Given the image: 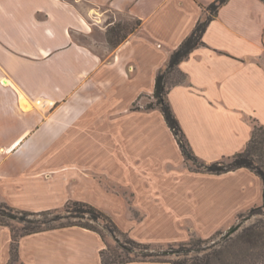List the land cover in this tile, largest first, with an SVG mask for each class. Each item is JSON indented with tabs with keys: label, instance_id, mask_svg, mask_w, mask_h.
<instances>
[{
	"label": "crops",
	"instance_id": "obj_1",
	"mask_svg": "<svg viewBox=\"0 0 264 264\" xmlns=\"http://www.w3.org/2000/svg\"><path fill=\"white\" fill-rule=\"evenodd\" d=\"M82 1L140 25L100 52L75 37L92 36L95 23L70 0H0V200L30 211L85 201L146 243L207 237L260 203L252 170H189L161 111L133 107L213 0ZM202 40L167 97L209 162L242 150L253 122L264 125V3L227 0ZM10 244L0 225V264ZM103 247L96 231L71 225L21 236L18 254L22 264H101Z\"/></svg>",
	"mask_w": 264,
	"mask_h": 264
},
{
	"label": "trees",
	"instance_id": "obj_2",
	"mask_svg": "<svg viewBox=\"0 0 264 264\" xmlns=\"http://www.w3.org/2000/svg\"><path fill=\"white\" fill-rule=\"evenodd\" d=\"M227 0H213L203 8L202 16L197 20L189 34L173 49L163 67L155 75L154 89L147 96L150 100L142 107L144 109H159L165 123L171 130L183 156L185 166L195 172L220 174L237 168H248L257 174L262 183L264 201V125L253 122L251 137L245 147L226 157L206 162L200 159L193 151L180 123L172 111L167 94L171 85L184 82L186 75L178 65L197 46L203 45V33L209 21L217 15L219 7ZM264 3V0H261ZM207 11V12H205ZM140 25V19L131 26L121 23L109 22L107 29V42L111 47L117 46ZM175 73L176 79L170 74ZM134 108L140 106L133 103ZM247 207L236 214L239 217ZM86 216V218H85ZM76 218L74 222L55 224L58 219ZM234 218V219H235ZM11 221L18 222L20 226ZM91 221H101L102 228L112 236L121 235L124 243L117 247L107 245L102 230L96 228ZM0 225L7 226L11 231L9 264L19 261L18 244L21 236L52 228L78 225L96 231L103 240L104 247L100 250L101 264H124L139 260L166 261L153 259L150 249L152 243L140 242L131 238L122 231L112 217L104 210L80 200H68L62 207L39 211L23 210L0 200ZM234 232L227 234L222 229L215 230L208 237L192 235L186 240L173 241L182 244L184 252L178 254L170 264H264V225L252 223L242 226ZM215 238H217L215 240ZM170 242V243H173ZM20 264H22L20 262Z\"/></svg>",
	"mask_w": 264,
	"mask_h": 264
},
{
	"label": "rangeland",
	"instance_id": "obj_3",
	"mask_svg": "<svg viewBox=\"0 0 264 264\" xmlns=\"http://www.w3.org/2000/svg\"><path fill=\"white\" fill-rule=\"evenodd\" d=\"M75 4V6L89 19L93 24V34L92 36H84L81 34H75V37L89 45L90 47L96 49L97 51H105V41H107V29L110 27L109 22L121 23L122 25L131 26L136 23V19L131 17L125 12L115 11L109 7L105 6H93L82 0H70ZM207 12V11H205ZM105 18V20H103ZM171 79H176L177 75L175 73L170 74ZM150 100L149 97L143 96L136 102V104H146ZM86 218V216H85ZM76 218H63L58 219L55 224L65 223L68 221L74 222ZM14 225L20 226L18 222L11 221ZM91 223L102 230L105 235V240L107 245L110 247H117L119 243H124V237L121 235L112 236L104 231L102 228L101 221H91ZM240 223L242 226L249 225L252 223H259L264 225V201H261L251 209L244 211L239 217L233 219L230 224L221 228L223 232H226L229 227ZM192 236V235H191ZM190 237V236H189ZM188 237V238H189ZM208 237V236H207ZM187 238V239H188ZM205 238V237H203ZM217 238H215L216 240ZM182 241V240H180ZM153 249H150L149 252L154 254L151 256L153 259H161L166 261L174 260L178 257V254L184 252L185 248L182 244L178 242H163V243H152ZM119 247V246H118ZM11 264H20V262L14 261Z\"/></svg>",
	"mask_w": 264,
	"mask_h": 264
},
{
	"label": "water",
	"instance_id": "obj_4",
	"mask_svg": "<svg viewBox=\"0 0 264 264\" xmlns=\"http://www.w3.org/2000/svg\"><path fill=\"white\" fill-rule=\"evenodd\" d=\"M238 228H239V225H232L231 227L228 228V230L226 232H227V234H230Z\"/></svg>",
	"mask_w": 264,
	"mask_h": 264
}]
</instances>
